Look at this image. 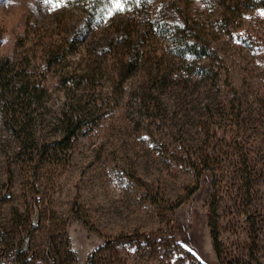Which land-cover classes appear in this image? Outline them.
<instances>
[{"label":"rangeland","instance_id":"obj_1","mask_svg":"<svg viewBox=\"0 0 264 264\" xmlns=\"http://www.w3.org/2000/svg\"><path fill=\"white\" fill-rule=\"evenodd\" d=\"M253 2L139 0L110 16L105 0H0V58L16 82L45 88L23 134L0 100V264H264V7ZM188 26L206 54L178 55L174 33ZM85 74L94 85L75 94L102 109L57 144L62 79Z\"/></svg>","mask_w":264,"mask_h":264},{"label":"trees","instance_id":"obj_2","mask_svg":"<svg viewBox=\"0 0 264 264\" xmlns=\"http://www.w3.org/2000/svg\"><path fill=\"white\" fill-rule=\"evenodd\" d=\"M253 3L264 7V0H254ZM179 30L180 33H174V36L178 38L175 48L181 58H186L188 53H197L200 56L207 53L206 49L209 45L201 39L197 33L193 32L195 31L193 27L188 26L185 30ZM198 47H200V49H197ZM122 65L123 68H121L122 70L119 76L120 84H123V82L130 77L129 72H131L133 67L132 60H126ZM15 69L16 67L10 59L0 58V100L5 116H8L12 126L19 127L20 133L23 134L27 131L29 123V118L27 116L29 99L31 95L37 93L38 90H44L45 88L41 81L31 84L26 80L22 84H19L14 80L16 76L14 74ZM18 72L23 75L25 73L23 70H17V75ZM78 78L79 79H76L74 76H71L62 79L67 93H64L66 103L60 118L61 136L57 144L66 145L78 137L87 127V119H90L102 109V104H99L98 100L90 98L83 92L81 94H75L76 90L82 88V84H84L83 86L86 88H92L91 85H94L95 82L94 78L87 74ZM68 92L73 94V98ZM247 158L246 155V161H248ZM246 181L250 183L249 179H246ZM213 242L217 253L221 256L220 240L218 234L215 232H213Z\"/></svg>","mask_w":264,"mask_h":264},{"label":"snow or ice","instance_id":"obj_3","mask_svg":"<svg viewBox=\"0 0 264 264\" xmlns=\"http://www.w3.org/2000/svg\"><path fill=\"white\" fill-rule=\"evenodd\" d=\"M46 4L50 5V10H55L59 7H64L67 0H44ZM108 8V15H115L117 12H123L130 9L133 3H139V0H105Z\"/></svg>","mask_w":264,"mask_h":264},{"label":"built area","instance_id":"obj_4","mask_svg":"<svg viewBox=\"0 0 264 264\" xmlns=\"http://www.w3.org/2000/svg\"><path fill=\"white\" fill-rule=\"evenodd\" d=\"M50 258H51V262L55 263L54 257L52 255L50 256Z\"/></svg>","mask_w":264,"mask_h":264}]
</instances>
